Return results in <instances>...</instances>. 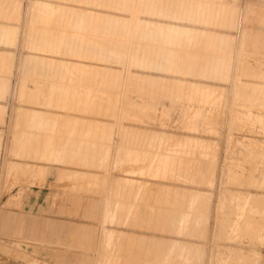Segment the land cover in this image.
Listing matches in <instances>:
<instances>
[{
	"label": "rangeland",
	"instance_id": "374dc122",
	"mask_svg": "<svg viewBox=\"0 0 264 264\" xmlns=\"http://www.w3.org/2000/svg\"><path fill=\"white\" fill-rule=\"evenodd\" d=\"M1 213L0 264H264V0H0Z\"/></svg>",
	"mask_w": 264,
	"mask_h": 264
},
{
	"label": "crops",
	"instance_id": "0c3cea01",
	"mask_svg": "<svg viewBox=\"0 0 264 264\" xmlns=\"http://www.w3.org/2000/svg\"><path fill=\"white\" fill-rule=\"evenodd\" d=\"M91 191V190H90ZM95 192V191H94ZM98 194H101L100 192H95ZM102 205V199H100L98 202L91 203V205L85 209L83 212V217L85 218H95L96 214L98 216V210ZM5 215V216H4ZM14 220L11 216H8L7 214H0V233L8 234L11 232H16V229L13 227ZM62 224L58 227H54L53 223H46L42 228H38L34 222L30 223V243L33 247V253H38V249L41 247H45L46 245H53L57 241H61L65 238H62L60 235L62 232H70V230H73L74 234L76 235L77 242L79 246L82 247H89L94 238L96 237V234L98 233V229H91L89 227H86L85 225L74 227V228H66ZM66 230V231H65ZM96 230V231H95ZM50 231L51 233L48 234L47 232ZM17 232H21L18 230ZM93 233V235L91 234ZM31 259L32 255L30 256ZM81 261V260H79Z\"/></svg>",
	"mask_w": 264,
	"mask_h": 264
},
{
	"label": "bare ground",
	"instance_id": "6f19581e",
	"mask_svg": "<svg viewBox=\"0 0 264 264\" xmlns=\"http://www.w3.org/2000/svg\"><path fill=\"white\" fill-rule=\"evenodd\" d=\"M184 1H185V0H184ZM218 2H220V1H218ZM123 4H124V3H122V5H123ZM193 4H194V3H193ZM225 4H226V3H225ZM127 5H128V4H127ZM128 6L130 7V5H128ZM137 6H138V5H137ZM168 6H169V5H168ZM132 7H133V6H132ZM166 7H167V6H166ZM136 8H137V7H136ZM28 9H29V8H28ZM137 9H138V8H137ZM216 9H217V8H216ZM135 10H136V9H135ZM139 10H140V9H139ZM131 11H132V10H131ZM133 11H134V9H133ZM133 11H132V12H133ZM239 11H240V10H239ZM185 12H186V11H185ZM93 13H94V12H93ZM28 14H29V13H28ZM208 14H209V12H208ZM145 15H146V14H145ZM195 15H196V14H195ZM87 17H88V14H87ZM102 17H103V16H101V20H102ZM134 17H135V16H134ZM89 18H90V17H89ZM93 18H94V17H92V19H93ZM98 18H100V17H98ZM42 19H43V17H42ZM135 19H136V18H135ZM135 19H134V20H135ZM90 20H91V18H90ZM95 20H96V19H95ZM111 20H113V19H111ZM131 20H132V19H131ZM42 21H43V20H42ZM55 21H56V20H55ZM99 21H100V20H99ZM99 21H98V23L101 22V21H100V22H99ZM105 21H106V20H105ZM109 21H110V20H109ZM117 21H118V20H117ZM120 21H122V20H120ZM123 21H124V20H123ZM162 21H163V20H162ZM91 22H92V21H91ZM91 22H90V23H91ZM102 22H104V20H102ZM110 22H111V21H110ZM132 22H133V21H132ZM167 22H168V21H167ZM4 23H5V22H4ZM121 23H122V22H121ZM121 23H120V24H121ZM172 23H173V22H172ZM85 24H86V23H85ZM91 24H92V23H91ZM96 24H97V23H96ZM104 24H105V23H104ZM104 24H103V25H104ZM39 25H40V23H39ZM58 25H59V24H58ZM87 25H88V24H87ZM116 25L119 26V24H116ZM192 25H193V24H192ZM81 26H82V25H81ZM89 26H90V24H89ZM107 26H108V25H107ZM110 26H111V25H110ZM121 26H123V25H121ZM128 26H131V25H128ZM133 26H135V24H134ZM61 27H62V26H61ZM83 27H84V26H83ZM98 27H100V26L98 25ZM90 28H91V27H90ZM163 28H164V27H163ZM87 29H88V28H87ZM118 29H119V28H118ZM122 29H123V28H122ZM122 29H121V30H122ZM77 30H78V29H77ZM92 30H93V29H92ZM103 30H104V29H103ZM116 30H117V29H116ZM127 30H128V29H127ZM148 30H149V29H148ZM189 30H190V29H189ZM114 31H115V29H114ZM132 31H133V29H132ZM83 32H84V29H83ZM83 32H82V33H83ZM86 32H87V31H86ZM97 32H98V31H97ZM126 32H127V31H126ZM126 32H125V33H126ZM129 32H130V30H129ZM129 32H128V33H129ZM116 33H117V32H116ZM125 33H124V34H125ZM239 33H240V32H239ZM112 34H113V33H112ZM129 34H130V33H129ZM129 34H128V36H129ZM83 35H84V34H83ZM115 35H116V34H115ZM121 35H123V34H121V32H120V36H121ZM130 35H131V34H130ZM9 36H10V35H9ZM105 36H106V34H105ZM117 36H119V35H117ZM80 37H81V36H80ZM85 37H86V36H85ZM113 37H114V36H113ZM123 37H124V36H123ZM129 37H130V36H129ZM198 37H199V36H198ZM116 38H117V37H116ZM134 38H135V37H134ZM189 38H191V37H189ZM90 39H91V38H90ZM2 40H3V39H2ZM76 40H77V39H76ZM92 40H94V39H92ZM68 41H69V40H68ZM80 41H81V40H80ZM98 41H99V40H98ZM103 41H104V40H103ZM130 41H131V40H130ZM75 43H76V42H75ZM97 43H98V42L96 41V44H97ZM238 43H239V42H238ZM11 44H12V42H11ZM94 44H95V42H94ZM99 44H100V43H99ZM101 44L103 45V42H102ZM101 44L98 45V47L101 46ZM74 45H76V44H74ZM91 45H92V43H91ZM116 45H117V44H116ZM120 45H121V44H120ZM82 46H83V44H82ZM105 46L108 47L106 44H105ZM105 46H104V47H105ZM157 46H158V45H157ZM236 46H237V45H236ZM12 47H13V45H12ZM15 47H16V46H15ZM73 47H74V46H73ZM84 47H85V46H84ZM109 47H110V46H109ZM121 47H122V45H121ZM121 47H120V48H121ZM78 48H79V47H78ZM95 48H96V47H95ZM110 48H112V47H110ZM116 48H117V46H116ZM97 49H98V48H97ZM97 49H96V50H97ZM106 49H107V48H106ZM102 50H103V49H102ZM102 50H101V51H102ZM115 50H116V49H115ZM119 50H120V49H119ZM128 50H129V49H128ZM8 51H9V50H8ZM93 51H94V50H93ZM93 51H92V52H93ZM116 51H117V50H116ZM90 52H91V51H90ZM92 52H91V53H92ZM81 53H82V52H81ZM87 53H88V52H87ZM95 53H96V52H95ZM106 53H107V52H106ZM123 53H124V52H123ZM99 54H100V53H99ZM99 54H98L97 56H99ZM101 54H102V53H101ZM101 54H100V55H101ZM117 54H118V53H117ZM93 55H94V54H93ZM212 59H213V58H212ZM221 59H223V58H221ZM224 59H225V58H224ZM28 66H29V65H28ZM28 66L26 65L25 67L28 68ZM215 70H216V69H215ZM221 70H222V68H221ZM247 71H248V70H247ZM218 73H221V71L218 72ZM125 100H126V99H125ZM136 107H137V106H136ZM142 142H143V141H142ZM139 205H140V204H139ZM247 227H248V226H247ZM253 227H254V226H253ZM252 229H253V228H252ZM250 230H251V229H250ZM214 231H215V230H214ZM242 232L245 233V232H247V231H242ZM101 233H102V232H101ZM238 234H239V233H238ZM240 234H241V233H240ZM242 234H243V233H242ZM256 236H257V235H256ZM250 237H251V236H250ZM238 241H239V240H238ZM177 254H179V255L183 254V250L181 249V247H179V248L177 249Z\"/></svg>",
	"mask_w": 264,
	"mask_h": 264
}]
</instances>
